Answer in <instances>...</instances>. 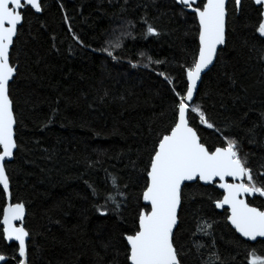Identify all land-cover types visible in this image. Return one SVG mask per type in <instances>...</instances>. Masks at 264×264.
<instances>
[{"label":"trees","instance_id":"obj_1","mask_svg":"<svg viewBox=\"0 0 264 264\" xmlns=\"http://www.w3.org/2000/svg\"><path fill=\"white\" fill-rule=\"evenodd\" d=\"M41 2L42 13H24L11 49L18 65L10 85L18 148L5 163L12 202L26 207L28 264H125L122 234L143 206L142 170L158 134L174 119L173 85L159 73L184 83L182 66L198 47V24L174 0ZM262 9L241 0L237 11L229 1L226 45L192 103L218 127L239 121V129L224 135L241 141L254 175L264 171V38L255 30ZM148 25L156 35L147 34ZM124 32L130 35L113 59L103 49ZM149 56L163 63L149 64ZM192 126L209 147L222 144L220 133L199 125L198 117ZM253 126L249 137L245 131ZM110 192L124 194L116 196L122 206L117 213L108 203L101 215L96 206L105 205ZM221 197L214 185L184 189L174 231L182 264H248L253 249L264 256V240H242L227 212L215 209ZM247 201L264 209V197ZM4 203L0 193V217ZM201 222L212 225L208 235L197 230ZM0 251L11 256L13 248L0 239Z\"/></svg>","mask_w":264,"mask_h":264},{"label":"snow or ice","instance_id":"obj_2","mask_svg":"<svg viewBox=\"0 0 264 264\" xmlns=\"http://www.w3.org/2000/svg\"><path fill=\"white\" fill-rule=\"evenodd\" d=\"M176 2L183 9L190 10L198 21V47L190 62L182 66L183 84H173L172 78L163 72L159 73L173 85L171 111L174 119L158 134L147 167L142 170L146 174L139 197L143 206L139 207L132 228L122 234L126 242L125 264H182L174 229L178 226L179 209L189 182L217 184L223 190V196L213 203L217 209L227 206L226 220L235 232L250 241L264 238V209L253 206L245 199L256 194L264 197V171L254 175L253 169L248 166L247 154L241 155V141L234 135H224L225 132L230 133L233 127L239 129V121H229L223 127H218L201 105L192 104L202 73L214 64L222 51L220 46L226 45V0ZM253 2L257 6H264V0ZM234 4L238 10L241 0H234ZM29 10L42 13L41 0H0V193L5 198L0 217V239L5 242V247L13 248L11 256L0 251L2 264H28V241L31 236L25 227V204L12 202L10 178L5 167V161L13 158L14 150L18 148L15 139L17 120L10 97V85L14 82L18 65L11 62V49L18 25ZM259 17L255 30L264 38V9L259 12ZM147 34L156 35L157 29L148 25ZM125 35L130 33H121L103 51L116 59L113 51L122 47L121 41ZM74 39L79 41L78 37ZM260 58L264 60V53ZM146 59L149 64L163 63L160 60L153 61L150 56ZM228 79L233 85L236 83L231 76ZM261 115L264 116V113ZM197 117L199 125L220 133L221 145L212 148L202 142L197 128L192 126ZM254 127L247 129L245 134L254 136ZM252 142L249 139V143ZM261 168L264 169V165ZM227 178H231L232 182H228ZM112 184L114 188L117 187L115 177L112 178ZM92 194L98 195L95 188H92ZM117 195L124 194L107 193L105 205L96 206V211L107 215L106 205L111 203L113 210L119 213L122 203L116 199ZM211 227V224L201 222L197 230L208 235ZM213 255L216 261L220 260L218 255ZM248 264H264V256L257 255L253 249L248 254Z\"/></svg>","mask_w":264,"mask_h":264},{"label":"water","instance_id":"obj_3","mask_svg":"<svg viewBox=\"0 0 264 264\" xmlns=\"http://www.w3.org/2000/svg\"><path fill=\"white\" fill-rule=\"evenodd\" d=\"M229 1L230 0H226V5H228V3H229ZM252 2H253V0H251ZM174 2H175V4L176 5H178V6H180L177 2H176V0H174ZM253 4H254V2H253ZM255 5V4H254ZM255 6H257V5H255ZM262 8L264 9V6H262ZM239 10V9H238ZM237 10V11H238ZM32 11H34V10H32ZM184 11H186L187 13H189V14H193L190 10H188V9H184ZM35 12V11H34ZM37 14H39V13H37ZM197 21V20H196ZM22 22H23V20H22ZM22 22H21V24L20 25H18V28L22 25ZM197 24H198V21H197ZM16 38V37H15ZM15 38H14V40H15ZM223 46H220V48H222ZM215 63V62H214ZM214 65V64H213ZM213 65H210L209 66V69H206L205 70V72L204 73H202V77L213 67ZM202 77H201V79H202ZM201 79L198 81V86H199V84H200V82H201ZM198 89V88H197ZM197 92V91H196ZM196 92L194 93V98H195V94H196ZM193 101H194V99H193ZM193 101H192V103H193ZM14 153H15V150H14ZM13 160V158H11L10 160H6L5 161V163H8V162H11ZM228 179V182H232V180H231V178H227ZM202 186H212V185H214V187L222 194V196H223V190L222 189H220L219 187H218V185L217 184H212V185H205L203 182H199ZM189 184H192L191 182H189ZM258 194H256L255 196H257ZM255 196H246L245 197V199L247 200V199H252V198H254ZM221 199H222V197H221ZM142 202V201H141ZM142 204H143V202H142ZM214 207H215V204H214ZM226 207L227 206H225V208L224 209H217L216 207H215V209L218 211V212H223L224 210L226 211ZM227 223H228V225L231 227V229L232 230H234L235 231V229L230 225V223L227 221ZM176 229V228H175ZM175 229H174V231H175ZM236 233V232H235ZM242 240H244V241H246V242H249V243H255L256 241H258V240H264V238H261V237H258L257 238V240L256 241H250V240H247V238H244V237H241L240 235H239V233H236ZM29 242V241H28ZM28 260V259H27ZM0 264H2V262H0Z\"/></svg>","mask_w":264,"mask_h":264}]
</instances>
